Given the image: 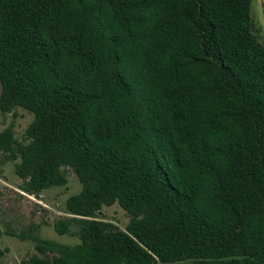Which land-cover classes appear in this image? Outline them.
I'll return each mask as SVG.
<instances>
[{
  "label": "trees",
  "instance_id": "16d2710c",
  "mask_svg": "<svg viewBox=\"0 0 264 264\" xmlns=\"http://www.w3.org/2000/svg\"><path fill=\"white\" fill-rule=\"evenodd\" d=\"M253 0H0V175L81 190L23 264H264V44ZM118 203L125 229L99 218ZM0 233H2L0 231Z\"/></svg>",
  "mask_w": 264,
  "mask_h": 264
},
{
  "label": "rangeland",
  "instance_id": "374dc122",
  "mask_svg": "<svg viewBox=\"0 0 264 264\" xmlns=\"http://www.w3.org/2000/svg\"><path fill=\"white\" fill-rule=\"evenodd\" d=\"M253 32L264 44V0H253ZM1 91V86H0ZM33 114L18 107L12 113L0 111V131L13 123L15 136L21 138ZM0 175V264H23V260L36 252L33 239H22L12 232H31L44 239L73 245L79 241L77 236L59 234L54 222L60 217L69 216L66 200L81 190V183L71 167L64 172L68 182L64 186L48 188L39 196L28 194L21 189L22 179L14 171V163L3 165ZM99 218L117 224L125 229L129 222L128 213L116 202L103 206ZM170 264H194L191 260L172 262Z\"/></svg>",
  "mask_w": 264,
  "mask_h": 264
}]
</instances>
